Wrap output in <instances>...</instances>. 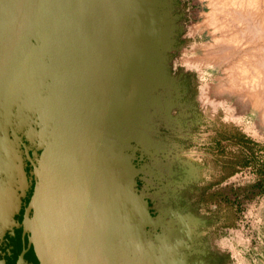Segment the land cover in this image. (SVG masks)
I'll return each mask as SVG.
<instances>
[{
    "label": "water",
    "instance_id": "obj_1",
    "mask_svg": "<svg viewBox=\"0 0 264 264\" xmlns=\"http://www.w3.org/2000/svg\"><path fill=\"white\" fill-rule=\"evenodd\" d=\"M178 4L0 0V250L21 228L37 264L190 254L180 238L205 221L171 203L196 181L172 180L180 161L160 137L187 94L172 74Z\"/></svg>",
    "mask_w": 264,
    "mask_h": 264
},
{
    "label": "flooded vegetation",
    "instance_id": "obj_2",
    "mask_svg": "<svg viewBox=\"0 0 264 264\" xmlns=\"http://www.w3.org/2000/svg\"><path fill=\"white\" fill-rule=\"evenodd\" d=\"M187 32L189 34V27ZM185 50L184 48L183 54L187 53ZM191 70L196 71L198 77L193 71L172 70V74L177 76L179 93L182 94L183 87L187 88V94H182L180 101L185 102L186 106L180 107V114L177 110H172V116L176 118L170 122L168 137H160L164 146L173 152L174 157L177 155L180 161L172 169L178 172L172 180L183 182L190 179L195 180L196 184L192 187V192L180 190L171 206L182 217L187 218L190 213L205 221L195 222L196 231L191 242H187V238L182 242L184 246L187 243L191 247V264H233L230 253L216 244L226 230L235 226L240 208L238 202L234 201L240 184H231L230 174L235 167L233 158L226 154L224 146L230 141V135L226 134L224 125L217 120L216 113H211L212 108L216 110L220 105L207 102L211 100L206 97L207 86H204L205 89L203 87L205 81L197 70ZM198 79L201 82L200 89ZM221 106L230 114L225 122L243 125L247 131L254 128L246 126L250 121L245 124L241 118L239 122V117ZM30 197L31 191L26 194L15 217L18 223L22 222ZM27 238L28 235H23L21 228H14L13 235L6 236L0 250L5 264H37L32 248L27 245Z\"/></svg>",
    "mask_w": 264,
    "mask_h": 264
},
{
    "label": "rangeland",
    "instance_id": "obj_3",
    "mask_svg": "<svg viewBox=\"0 0 264 264\" xmlns=\"http://www.w3.org/2000/svg\"><path fill=\"white\" fill-rule=\"evenodd\" d=\"M178 2L180 12L184 13L181 24L185 27L184 39L180 40V42L186 49L184 52L187 53L183 54L182 49L181 52L174 54L172 70L185 69L186 71H193L191 69H195L205 81L203 87L209 86V84L210 86L218 85L220 81L216 80V78L221 75V72L215 70L213 73H209L208 67L203 66L201 62L205 57V53L203 51H194L195 48L203 46L211 40L207 31L201 34H194V30L192 31L193 27L200 25L205 20L204 14L209 11L207 0H178ZM188 27L189 34L187 32ZM177 33L176 31L175 38L179 41L180 36ZM190 59L201 62L200 67L190 66ZM193 73L198 77L196 71H193ZM198 83L200 89V80ZM200 98L202 99V97ZM202 101L204 102V99ZM214 101L207 102H213L220 105V107L216 110L212 108L213 112L211 111V113H216L217 120L224 125L226 134L230 135V141L224 146L226 154L233 158L235 167L230 174L232 175L231 184H240V188L243 189L247 185L259 183L264 179V119L261 118L260 113L257 115H253L251 112L245 113L240 106L233 103V100V102L221 103ZM181 105L182 107L186 106L185 102H182ZM221 105L232 111V114L236 117H239V122L241 118L244 119L245 124L250 121L246 126L254 128L247 131L243 125L225 122V119L230 114ZM235 173L236 175L234 176L233 174ZM238 204L240 208L235 226L226 230L216 244L219 248L230 253L233 264H264V194L260 193L251 200H240ZM185 238L184 236L180 238L181 243L186 240ZM177 260L180 264L192 263L191 256L185 248L179 251Z\"/></svg>",
    "mask_w": 264,
    "mask_h": 264
},
{
    "label": "bare ground",
    "instance_id": "obj_4",
    "mask_svg": "<svg viewBox=\"0 0 264 264\" xmlns=\"http://www.w3.org/2000/svg\"><path fill=\"white\" fill-rule=\"evenodd\" d=\"M207 7L204 22L192 28L211 38L194 49L205 53L202 65L209 73L221 72L220 83L209 84L206 97L234 101L245 113L264 119V0H207ZM201 62L190 59L189 64L200 67Z\"/></svg>",
    "mask_w": 264,
    "mask_h": 264
},
{
    "label": "trees",
    "instance_id": "obj_5",
    "mask_svg": "<svg viewBox=\"0 0 264 264\" xmlns=\"http://www.w3.org/2000/svg\"><path fill=\"white\" fill-rule=\"evenodd\" d=\"M260 193L264 194V179L259 183L247 185L243 189L238 188L235 192L234 201L239 203L240 200H251Z\"/></svg>",
    "mask_w": 264,
    "mask_h": 264
}]
</instances>
